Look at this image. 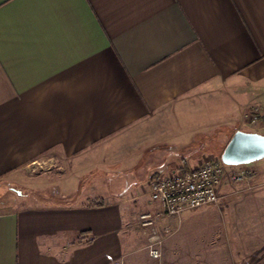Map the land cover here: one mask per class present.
<instances>
[{"label": "crops", "instance_id": "0c3cea01", "mask_svg": "<svg viewBox=\"0 0 264 264\" xmlns=\"http://www.w3.org/2000/svg\"><path fill=\"white\" fill-rule=\"evenodd\" d=\"M252 109L263 129L264 0H0V264H160L135 167L183 174L176 146Z\"/></svg>", "mask_w": 264, "mask_h": 264}, {"label": "rangeland", "instance_id": "374dc122", "mask_svg": "<svg viewBox=\"0 0 264 264\" xmlns=\"http://www.w3.org/2000/svg\"><path fill=\"white\" fill-rule=\"evenodd\" d=\"M234 118L237 119L236 116ZM226 121L218 128L196 134L183 145L176 146L174 151L178 150L185 155V165H180V168L191 169L204 159L219 162L220 153L230 138V123L228 119ZM242 131L264 135V128L252 131L244 128ZM159 149L164 151V147ZM173 160V157L165 160L160 156L144 157L135 170L144 176L147 167L152 165L153 170H149L151 176H164L169 171L167 167H179L168 166ZM225 167L228 170L244 171L245 179L230 181L223 178L227 182L224 184L227 197L223 201L219 199L214 208L186 215L177 230L162 242L160 264H264V159L248 165ZM161 168L165 170H160ZM113 175L116 177H111L110 183L115 186L114 178L120 177L118 174ZM6 189L8 188L0 187V202L8 197L15 198ZM142 201L148 200L144 197ZM6 205L1 204L0 208ZM185 226L187 230L183 239L187 240H183V248H178L179 242L176 241V245L171 242L177 240ZM150 234L151 230L146 236L145 249Z\"/></svg>", "mask_w": 264, "mask_h": 264}, {"label": "built area", "instance_id": "2783aa9c", "mask_svg": "<svg viewBox=\"0 0 264 264\" xmlns=\"http://www.w3.org/2000/svg\"><path fill=\"white\" fill-rule=\"evenodd\" d=\"M258 114L257 109H252L250 113L243 115L240 126L253 128L259 120ZM261 115L264 117V110ZM244 177L242 170H228L220 162L204 159L182 175L151 178L147 183L146 196L160 205L161 213L154 217L149 214L138 217L140 225L151 230L146 245L148 257L155 261L160 260L161 244L177 230L184 211L217 205L218 188L223 178L243 181Z\"/></svg>", "mask_w": 264, "mask_h": 264}, {"label": "water", "instance_id": "95a60500", "mask_svg": "<svg viewBox=\"0 0 264 264\" xmlns=\"http://www.w3.org/2000/svg\"><path fill=\"white\" fill-rule=\"evenodd\" d=\"M264 159V135L235 131L222 149L219 162L228 167L248 165Z\"/></svg>", "mask_w": 264, "mask_h": 264}, {"label": "trees", "instance_id": "16d2710c", "mask_svg": "<svg viewBox=\"0 0 264 264\" xmlns=\"http://www.w3.org/2000/svg\"><path fill=\"white\" fill-rule=\"evenodd\" d=\"M187 171H188V170H187ZM187 171H186V172H187ZM186 172H185V173H186ZM183 174H184V173H183ZM180 175H182V174H180Z\"/></svg>", "mask_w": 264, "mask_h": 264}]
</instances>
